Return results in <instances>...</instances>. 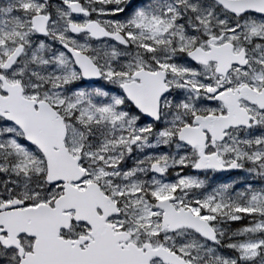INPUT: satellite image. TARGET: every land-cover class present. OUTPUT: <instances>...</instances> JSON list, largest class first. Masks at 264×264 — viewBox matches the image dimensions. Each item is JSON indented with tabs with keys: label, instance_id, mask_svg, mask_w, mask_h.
<instances>
[{
	"label": "snow or ice",
	"instance_id": "snow-or-ice-1",
	"mask_svg": "<svg viewBox=\"0 0 264 264\" xmlns=\"http://www.w3.org/2000/svg\"><path fill=\"white\" fill-rule=\"evenodd\" d=\"M0 264H264V0H0Z\"/></svg>",
	"mask_w": 264,
	"mask_h": 264
}]
</instances>
